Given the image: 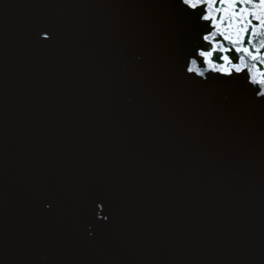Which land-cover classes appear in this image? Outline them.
<instances>
[{
	"label": "water",
	"instance_id": "obj_1",
	"mask_svg": "<svg viewBox=\"0 0 264 264\" xmlns=\"http://www.w3.org/2000/svg\"><path fill=\"white\" fill-rule=\"evenodd\" d=\"M262 74L260 0H0V264H264Z\"/></svg>",
	"mask_w": 264,
	"mask_h": 264
},
{
	"label": "snow or ice",
	"instance_id": "obj_2",
	"mask_svg": "<svg viewBox=\"0 0 264 264\" xmlns=\"http://www.w3.org/2000/svg\"><path fill=\"white\" fill-rule=\"evenodd\" d=\"M198 2H199V0H184V3L188 4L190 6H195V4ZM244 2H250V0H244ZM260 3L264 4V0H260ZM205 39H207V37H205ZM245 51H247V49H245ZM209 55H210V53H209ZM240 59L242 61L243 57H241ZM192 63H193V65H195L196 61H193ZM236 70L240 71V68L238 65L236 66ZM189 71H191V69H189ZM200 74L203 75V72H201ZM262 75H264V74H262ZM261 84L264 85V81H261ZM259 95L264 96V88H262V90L259 92Z\"/></svg>",
	"mask_w": 264,
	"mask_h": 264
}]
</instances>
